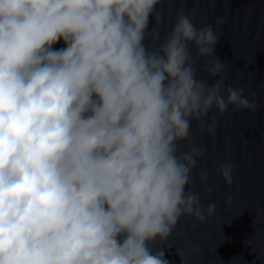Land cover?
<instances>
[{
  "label": "clouds",
  "instance_id": "1",
  "mask_svg": "<svg viewBox=\"0 0 264 264\" xmlns=\"http://www.w3.org/2000/svg\"><path fill=\"white\" fill-rule=\"evenodd\" d=\"M160 2L0 0V264H168L150 243L215 213L187 188L192 123L214 134L213 109L256 103L225 86L211 24L180 9L145 43ZM234 167L217 165L226 185Z\"/></svg>",
  "mask_w": 264,
  "mask_h": 264
},
{
  "label": "water",
  "instance_id": "2",
  "mask_svg": "<svg viewBox=\"0 0 264 264\" xmlns=\"http://www.w3.org/2000/svg\"><path fill=\"white\" fill-rule=\"evenodd\" d=\"M180 9L191 14L197 27L212 25L219 40L215 54L227 64L225 86L243 88L256 108L230 106L223 115L213 109L209 115H216L214 134L198 131L193 121L191 142L205 152L197 159L187 188L199 193L203 206L215 202V213L203 222L182 216L166 239L157 238L149 246L163 251L168 264L182 260L183 264H264V0H161L160 23L153 15L145 41L150 48L163 41ZM218 19L223 23L217 24ZM152 27H158L157 40ZM190 47L196 57L195 47ZM205 59L196 65L197 76L212 83L219 77H209L203 70ZM181 144L183 150L189 147L187 142ZM225 161L235 165L231 185L217 172V165ZM202 171L208 173L206 184L200 180Z\"/></svg>",
  "mask_w": 264,
  "mask_h": 264
},
{
  "label": "trees",
  "instance_id": "3",
  "mask_svg": "<svg viewBox=\"0 0 264 264\" xmlns=\"http://www.w3.org/2000/svg\"><path fill=\"white\" fill-rule=\"evenodd\" d=\"M55 45L57 46V48H60V47H63L64 46L62 42H57L52 47L55 48Z\"/></svg>",
  "mask_w": 264,
  "mask_h": 264
},
{
  "label": "rangeland",
  "instance_id": "4",
  "mask_svg": "<svg viewBox=\"0 0 264 264\" xmlns=\"http://www.w3.org/2000/svg\"><path fill=\"white\" fill-rule=\"evenodd\" d=\"M55 48H57V46L55 45Z\"/></svg>",
  "mask_w": 264,
  "mask_h": 264
}]
</instances>
